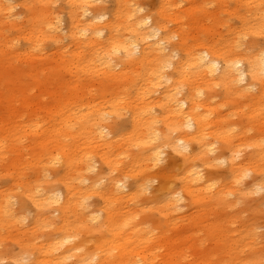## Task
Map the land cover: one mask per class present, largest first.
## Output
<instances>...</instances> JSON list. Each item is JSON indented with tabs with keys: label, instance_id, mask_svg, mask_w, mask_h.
Here are the masks:
<instances>
[{
	"label": "clouds",
	"instance_id": "clouds-1",
	"mask_svg": "<svg viewBox=\"0 0 264 264\" xmlns=\"http://www.w3.org/2000/svg\"><path fill=\"white\" fill-rule=\"evenodd\" d=\"M0 264H264V0H0Z\"/></svg>",
	"mask_w": 264,
	"mask_h": 264
}]
</instances>
